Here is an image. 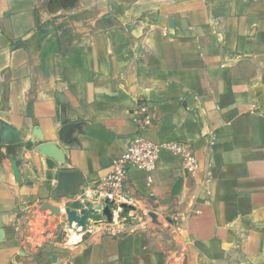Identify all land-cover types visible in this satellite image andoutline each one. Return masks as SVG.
<instances>
[{
  "label": "crops",
  "instance_id": "crops-1",
  "mask_svg": "<svg viewBox=\"0 0 264 264\" xmlns=\"http://www.w3.org/2000/svg\"><path fill=\"white\" fill-rule=\"evenodd\" d=\"M136 133L198 169L161 151L110 205ZM0 264H264V0H0Z\"/></svg>",
  "mask_w": 264,
  "mask_h": 264
},
{
  "label": "built area",
  "instance_id": "built-area-1",
  "mask_svg": "<svg viewBox=\"0 0 264 264\" xmlns=\"http://www.w3.org/2000/svg\"><path fill=\"white\" fill-rule=\"evenodd\" d=\"M138 130L150 124V114L145 103H139L133 117ZM161 151H167L179 161L180 167L188 175L198 169L197 158L190 143L182 141L154 142L143 137L140 133L134 134L125 150L112 159L109 171L94 183L96 195L102 194L107 201L115 202L126 185V176L130 168H136L147 173V183L153 181L158 157Z\"/></svg>",
  "mask_w": 264,
  "mask_h": 264
},
{
  "label": "water",
  "instance_id": "water-1",
  "mask_svg": "<svg viewBox=\"0 0 264 264\" xmlns=\"http://www.w3.org/2000/svg\"><path fill=\"white\" fill-rule=\"evenodd\" d=\"M71 124H65L60 130V138L62 140H66L67 132ZM12 172L15 178H19V172L15 167V162L11 163ZM81 182V175L76 171H60L57 175V185L55 187V194L60 195H71L74 191H76L78 185ZM110 205H113V201H108Z\"/></svg>",
  "mask_w": 264,
  "mask_h": 264
},
{
  "label": "bare ground",
  "instance_id": "bare-ground-1",
  "mask_svg": "<svg viewBox=\"0 0 264 264\" xmlns=\"http://www.w3.org/2000/svg\"><path fill=\"white\" fill-rule=\"evenodd\" d=\"M73 224V223H72ZM71 226V225H70ZM74 226V225H73ZM73 228V227H72ZM70 234V233H69ZM74 234V233H73ZM73 234H71V236H70V240H75L76 239V237L73 235Z\"/></svg>",
  "mask_w": 264,
  "mask_h": 264
}]
</instances>
